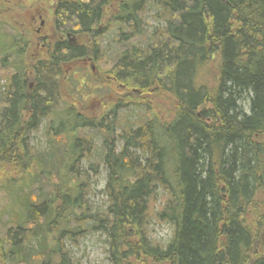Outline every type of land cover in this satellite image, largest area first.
<instances>
[{
    "label": "trees",
    "instance_id": "1",
    "mask_svg": "<svg viewBox=\"0 0 264 264\" xmlns=\"http://www.w3.org/2000/svg\"><path fill=\"white\" fill-rule=\"evenodd\" d=\"M53 9L63 36L29 64L23 38L0 25L1 63L12 70L0 86L4 263L72 264L63 241L96 231L111 264H264V0H57ZM81 36L87 44L73 43ZM84 59L100 63L116 94H98L96 114L60 92L64 66ZM40 127L44 153L31 145ZM100 167L106 202L93 207ZM155 222L171 227L167 242L152 236Z\"/></svg>",
    "mask_w": 264,
    "mask_h": 264
},
{
    "label": "rangeland",
    "instance_id": "2",
    "mask_svg": "<svg viewBox=\"0 0 264 264\" xmlns=\"http://www.w3.org/2000/svg\"><path fill=\"white\" fill-rule=\"evenodd\" d=\"M56 2L57 0H0V25H4L3 32L8 37L7 39L10 40L14 36L23 38L26 43L24 61L27 64L35 59L46 58L48 48L51 47L52 42L57 37L62 38L63 36L62 34L58 35L54 27L53 7ZM153 13V11L148 12L145 17L146 22L151 25L156 24L152 16ZM15 40L17 39L14 38ZM83 41L86 42V37L81 36L75 38L73 43L80 44ZM87 43L88 41L85 44ZM3 58L4 55L0 53V86L5 85V79L7 80L12 72L5 64L2 65ZM9 58L11 59V55L7 56V59ZM5 62L7 63V60ZM100 69H102L100 63L88 59L77 60L65 65V75L61 81L60 91L64 101L75 104L85 114L101 112L103 110L101 105L105 103V98L103 103V98L98 100V94L105 95L104 97L108 99L106 102L114 99L116 94L113 88L109 90L105 83H102L103 76ZM70 76H72V79L68 81ZM2 77L5 79L2 80ZM86 84L90 89L86 87ZM161 105L166 107L169 104L163 100ZM241 105L244 111H247V101L242 102ZM90 133L95 135L94 143L99 148L101 137L95 134L94 131H90ZM31 145L41 153L48 150V146L43 140L41 127L37 132L31 134ZM92 179H90L92 194L88 195V199L93 207H101L106 202V198L101 193L105 184V171L102 167H100L99 174L92 177ZM154 200H156V203L159 202V198ZM5 204L3 193L0 191V246L1 240L4 238V228L1 224L6 221L7 217L6 211H4ZM66 215L67 219L71 217L70 214ZM59 228L69 229L65 219L59 225ZM152 230V236L160 242H167L172 232L169 225L158 222L152 225ZM75 232L71 240L66 238L63 241L65 249L70 254L72 264H111L108 258V244L105 235L96 231L82 234ZM57 234V232H54L53 237ZM3 255V248L0 247V264H7L4 263Z\"/></svg>",
    "mask_w": 264,
    "mask_h": 264
}]
</instances>
